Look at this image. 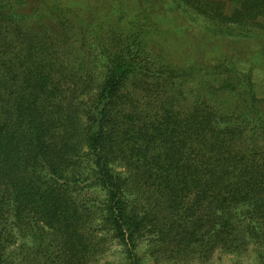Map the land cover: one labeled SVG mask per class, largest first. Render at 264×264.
<instances>
[{
    "label": "trees",
    "instance_id": "trees-1",
    "mask_svg": "<svg viewBox=\"0 0 264 264\" xmlns=\"http://www.w3.org/2000/svg\"><path fill=\"white\" fill-rule=\"evenodd\" d=\"M44 1L0 0V264H97L158 228L157 246L174 230L169 213L205 253L255 242L264 262V119L219 97L249 100L250 81L237 74L243 88L197 91L188 107V70L153 69L145 41L114 31L98 42L93 25ZM132 1L264 33V0Z\"/></svg>",
    "mask_w": 264,
    "mask_h": 264
},
{
    "label": "rangeland",
    "instance_id": "rangeland-1",
    "mask_svg": "<svg viewBox=\"0 0 264 264\" xmlns=\"http://www.w3.org/2000/svg\"><path fill=\"white\" fill-rule=\"evenodd\" d=\"M132 2L46 0L43 3L47 7L57 5L68 8L80 22L93 25L92 35L98 37V42L114 31L115 36H118L117 40L126 41L127 45L132 44L135 39L145 41L144 49L151 52L149 55L153 69L167 67L165 63L168 62L176 69L188 70L191 75L185 83V92L180 97L183 99L181 104L188 107L200 97L197 91L203 95L204 90L217 92L220 86L224 85L234 89L243 88L241 83L235 80V75L244 76L251 83L253 95L249 100L239 99L238 91L219 97L229 103L238 101V105L243 107L256 105L260 112L256 113L255 119H264V33L261 29H252L253 31L245 36L223 33L189 9H175L172 5L160 3L149 12L145 5L134 6ZM27 6L37 7V3L30 1ZM134 8L136 9L132 11ZM77 27L74 25V29ZM71 53L76 54L74 50H71ZM245 78H242V81L246 80ZM152 80L153 83L159 82ZM224 103L227 104L226 101ZM239 118L254 120L247 116ZM161 217L168 220V225L174 229L168 240L155 246L158 235L153 233L159 231L157 228L152 234H143L136 243L127 242L124 251L117 244L111 245V250L97 264H264L260 261L259 253L263 247L256 246L253 241V244L246 245L241 252L228 253L215 246L208 248L211 251L205 253V240L203 247L201 242L195 245L193 237L182 233V230H187L189 226L185 225L186 222L171 217V213ZM153 240L155 242H152ZM31 254L30 262H35V251H31ZM46 257L52 258L49 254ZM87 264L96 263L91 261Z\"/></svg>",
    "mask_w": 264,
    "mask_h": 264
}]
</instances>
